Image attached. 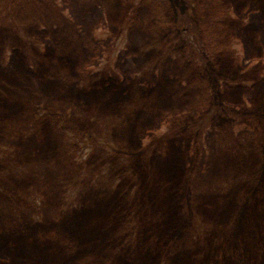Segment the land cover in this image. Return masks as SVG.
Returning a JSON list of instances; mask_svg holds the SVG:
<instances>
[{
	"label": "rangeland",
	"instance_id": "1",
	"mask_svg": "<svg viewBox=\"0 0 264 264\" xmlns=\"http://www.w3.org/2000/svg\"><path fill=\"white\" fill-rule=\"evenodd\" d=\"M0 264H264V0H0Z\"/></svg>",
	"mask_w": 264,
	"mask_h": 264
}]
</instances>
